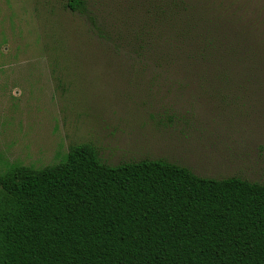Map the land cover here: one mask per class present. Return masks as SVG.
<instances>
[{"label": "trees", "instance_id": "16d2710c", "mask_svg": "<svg viewBox=\"0 0 264 264\" xmlns=\"http://www.w3.org/2000/svg\"><path fill=\"white\" fill-rule=\"evenodd\" d=\"M64 7L80 20L46 36L53 64L75 47L130 88L155 127L263 154L264 0ZM0 264H264V183L164 158L109 165L76 144L57 163L0 172Z\"/></svg>", "mask_w": 264, "mask_h": 264}, {"label": "rangeland", "instance_id": "374dc122", "mask_svg": "<svg viewBox=\"0 0 264 264\" xmlns=\"http://www.w3.org/2000/svg\"><path fill=\"white\" fill-rule=\"evenodd\" d=\"M64 4L0 0V172L15 164L42 168L70 146L91 143L109 165L164 158L200 177L264 183V150L258 156L252 145L229 141V158L199 133L155 127L131 89L75 47L67 49L72 60L53 64L46 36L80 20Z\"/></svg>", "mask_w": 264, "mask_h": 264}]
</instances>
